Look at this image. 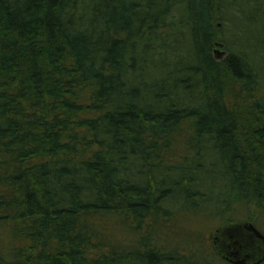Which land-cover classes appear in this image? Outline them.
<instances>
[{
	"label": "trees",
	"instance_id": "16d2710c",
	"mask_svg": "<svg viewBox=\"0 0 264 264\" xmlns=\"http://www.w3.org/2000/svg\"><path fill=\"white\" fill-rule=\"evenodd\" d=\"M245 1L0 0V264H232L170 236L264 215V0Z\"/></svg>",
	"mask_w": 264,
	"mask_h": 264
},
{
	"label": "rangeland",
	"instance_id": "374dc122",
	"mask_svg": "<svg viewBox=\"0 0 264 264\" xmlns=\"http://www.w3.org/2000/svg\"><path fill=\"white\" fill-rule=\"evenodd\" d=\"M238 5L243 7H248V4L245 0H239L237 6L234 5L230 9V13L233 16H236L237 14V8ZM238 22L240 23L239 25ZM242 24V20H235V26L229 20H225L224 22H221L219 27H223L224 33L226 37H231L235 31H237V26H240ZM237 25V26H236ZM217 48V55L218 56H225V46L223 44L218 43L216 44ZM176 176V175H175ZM209 182H211V179H209ZM246 211V208H244ZM255 208H252V211L255 212ZM244 211V210H243ZM240 212L237 217L234 219H242L246 218L245 213ZM260 216H257L259 220L255 222V225L260 229L262 232H264V215L259 214ZM245 220V219H244ZM219 220L212 219L209 216H205L203 214H196V215H188L185 218H181L174 226V234H171V239H173L172 243H170V247L174 248L176 245L179 246V250L183 253L190 254V252L194 251L196 248L197 252L206 253L210 250H213V247L215 248L214 242H213V232L216 229V227L219 225ZM115 235L119 237L121 230L118 228V226H115ZM120 231V232H119ZM176 234V235H175ZM9 238L8 232L5 228H0V250L4 252L5 246L7 245V240ZM201 240V242H200ZM200 243V244H199ZM199 245V247H198ZM169 247V249H170ZM198 247V248H197ZM216 249V248H215ZM192 254V253H191ZM206 255V254H205ZM215 258V256L211 257ZM225 264V263H224ZM229 264V263H227Z\"/></svg>",
	"mask_w": 264,
	"mask_h": 264
},
{
	"label": "water",
	"instance_id": "95a60500",
	"mask_svg": "<svg viewBox=\"0 0 264 264\" xmlns=\"http://www.w3.org/2000/svg\"><path fill=\"white\" fill-rule=\"evenodd\" d=\"M213 242L218 254L232 264L264 261V233L250 220H235L216 227Z\"/></svg>",
	"mask_w": 264,
	"mask_h": 264
}]
</instances>
